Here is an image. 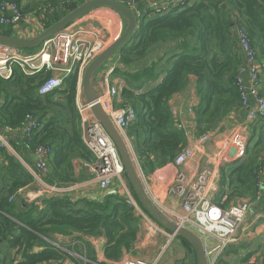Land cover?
I'll return each instance as SVG.
<instances>
[{
    "label": "trees",
    "instance_id": "trees-1",
    "mask_svg": "<svg viewBox=\"0 0 264 264\" xmlns=\"http://www.w3.org/2000/svg\"><path fill=\"white\" fill-rule=\"evenodd\" d=\"M15 1L23 13L40 11L43 6L46 28L84 0H44L41 5ZM117 1L126 4L128 0ZM133 1L143 8L150 0ZM238 27L244 29L256 48L264 73V0H180L161 15L146 12L137 19L131 41L116 54L128 68L144 63L137 72L124 75L125 85L120 90L121 105H131L136 111V121L126 129L136 154L161 166L171 163L186 145L183 132L173 124L168 101L181 91L189 75L197 78L198 133L213 129L231 111L239 109L236 77L244 57L235 36ZM0 34L11 35V31L8 26H0ZM49 75V71L27 75L14 66L10 78L0 77V126L15 129L27 115L36 116L41 128L25 143L31 151L39 144L51 146L52 158L44 178L49 184L66 187L80 181L74 161L80 160L83 168V163L94 157L81 137L75 105L77 71L64 77L62 88L39 95L37 89ZM158 75L163 76L156 81ZM261 93L264 95V80ZM250 131L244 155L220 167L221 177H229L224 207L257 191V172L264 163V119L253 124ZM4 156L7 162L3 165L6 179L0 183V264H46L63 259L64 251L44 239L53 226L103 238V254L108 261H118L132 249L141 219L117 194H108L101 201L72 200L62 195L44 199L41 209L33 202L29 211H15V202L9 198L17 196V191L34 178L14 156ZM180 239L186 248H192ZM86 251L89 258L85 257L96 261L89 245Z\"/></svg>",
    "mask_w": 264,
    "mask_h": 264
},
{
    "label": "built area",
    "instance_id": "built-area-1",
    "mask_svg": "<svg viewBox=\"0 0 264 264\" xmlns=\"http://www.w3.org/2000/svg\"><path fill=\"white\" fill-rule=\"evenodd\" d=\"M179 3L180 0H150L143 5V8H140L133 0H128L124 5L130 8L136 19H138L146 12H149L150 15H161L171 6ZM39 9L41 10L23 13L20 4L15 0H0V26H15L20 20H27L31 25L28 34L33 36L37 30L42 31L44 29L42 20L46 17V12L43 6ZM235 36L238 49L244 57V64L248 67L247 84L243 81L241 75L236 77V84L240 93V107L246 110L245 116L219 140L217 148L211 157L210 166L200 167L194 170L192 175H187L182 170L175 171L166 189L167 195L176 198L180 204V210L171 211V216L168 217L178 225L195 230L199 234L214 236L218 240V253L235 240L238 230L244 224L251 204L250 200L245 198L238 203H231L224 207L223 203L226 199L224 195H222L220 202L214 200L219 189L220 167L224 162L244 155L251 126L264 119V95L261 93L263 65L259 62L257 50L252 45L244 29L238 27L235 30ZM112 40L113 38L110 39V36L97 28L66 26L45 39L39 45L38 50L33 53H27L18 47L0 43V77L10 78L14 66L19 67L27 75H36L42 71H49L50 75L37 89L39 95H44L62 88L64 77L75 70L77 71L75 105L82 129L81 137L84 145L94 157L93 161L84 162L83 165L92 174V182L96 184V187L104 196L110 193L113 194L114 191H111L110 187L114 182L118 184L120 188L119 195L140 216L139 231L142 229V231L149 233L151 237L159 235L165 240L160 246L159 254H161L177 237V234L162 228L142 210L127 184L122 162L113 140L103 125L91 113V104L81 99V78L85 67ZM114 67L115 64L109 66L107 74L111 73ZM120 90L121 88L109 86L97 94L96 100L101 104L115 128L129 144L130 149H132L131 142L126 135V129L136 121V111L131 105L118 108L112 106V99L120 94ZM170 111L174 126L183 132L186 140L190 139L193 133L189 123L184 120L183 116L186 113H191L192 109L179 106L170 108ZM227 116L230 119H234V111H231ZM84 124H87L85 130ZM41 125L36 116L27 115L20 127L15 129L4 127V129L6 131H19L27 143V141L32 139L34 133L41 128ZM207 140L208 135L206 133L200 134L197 138L199 143H204ZM8 146L7 140L0 133V148H8ZM32 152L35 155L34 167L38 171L34 175L36 187L28 190L25 195L35 199L34 203L38 206L43 203L44 199L51 197L69 195L68 197L73 198L72 194L78 193L75 191L78 184L61 187L49 184L43 179L49 171V159L53 152L51 146L39 144L33 148ZM195 153L196 146L186 144L169 164L178 167L190 161ZM132 154L136 161L133 149ZM256 179L257 190L261 191L260 187L264 179V163L260 166ZM21 190L19 189L17 194ZM13 198L14 196L12 195L9 200L12 201ZM89 198L92 200L98 199L97 201L102 200V198ZM205 254L207 256L208 252L205 251ZM82 258L92 264H101L97 260L93 262L86 257ZM156 262L157 260L148 262L140 258L127 257L120 264H157ZM46 264L76 263L63 258ZM207 264H213V262H207Z\"/></svg>",
    "mask_w": 264,
    "mask_h": 264
},
{
    "label": "crops",
    "instance_id": "crops-1",
    "mask_svg": "<svg viewBox=\"0 0 264 264\" xmlns=\"http://www.w3.org/2000/svg\"><path fill=\"white\" fill-rule=\"evenodd\" d=\"M21 2L22 5H25V3H28L29 5H33L32 4L33 2L29 3L26 0H21ZM78 20L82 21L81 24L78 26H88V27L100 29L106 35L110 36V39L113 38V40L123 31L125 26V20L120 14L104 6L93 8L92 10L84 14L82 17H80ZM30 26L31 25L27 20L22 19L15 26H8V27L11 31V35L20 38H30L41 32L40 30H37L33 36L28 34V30ZM42 26L45 29V17L42 20ZM27 53H33V52L27 51ZM116 54L106 62L105 67L100 69V71L97 73V75L93 80V88L97 94L102 92L105 88L109 86H114L119 89L125 85L123 78L124 75H126L128 72L126 70L128 67H125L123 64L119 62L118 58L116 57ZM112 64H115L114 70L111 73L107 74V69ZM160 64L161 62H159V65ZM167 66H169V64H167ZM166 68L167 67H164L163 69L165 70ZM240 75L242 76L243 81L246 82L248 80V67L245 64L241 66ZM102 76L104 77L103 79L101 78ZM162 76L158 75L156 81H159ZM261 78L263 82L264 73H261ZM187 79L188 80L185 83L184 87L181 89V91L173 94L172 97L169 99L168 104L170 108L181 106L184 108L192 109L191 113H186L183 117L184 120L189 123L190 129L192 130L193 133L192 137L186 140V144H193L196 146V153L194 157L190 161L185 162L184 164L178 167L172 166L169 163L159 166L151 158L145 156L140 157L138 154H136L134 147L131 143L136 161L139 166L140 177L147 191V194L150 198H152L156 206L167 216H171V211L180 210L179 201L176 198L167 195L166 193L167 186L175 171L182 170L187 175H192L194 170L203 166H210L212 161L211 157L217 148V144L219 140L229 129L234 127V125L237 122L243 119L246 112L244 108L239 107V109L234 110L235 113L234 119H230L226 115V117L222 121H220L216 127L204 132L208 135V140L204 143H199L197 141V138L199 137L200 134L203 133L197 132L196 122H195L196 120L195 108L199 103V96L197 94V89H196L197 78L194 75H189ZM81 99L84 100L82 92H81ZM112 106L114 108H118L122 106L120 94L118 96L116 95L115 97H113ZM250 129L252 130V126ZM0 133L7 140L9 145L8 148H0V183L4 179H6V173L4 172L3 169L7 162L4 156L6 154L14 156V158H16L22 164V166L26 170H28L29 173L32 174L34 178L35 177L34 175L38 173V171L34 167L35 155L26 145L21 133L19 131H6L3 126H0ZM250 133L251 131H249V134ZM51 158L52 155L50 156V159ZM232 160L234 159H230L228 160V162ZM74 165H75L76 175L77 177L80 178V181L78 183H75L78 184L77 185L78 187L75 190L78 193L72 194V196L74 197L73 198L71 197V199L72 200H77L81 198L90 199L89 197L103 199L105 197L104 194H102L96 187V184L92 182L91 180L92 174L87 170V168L81 167L80 160H75ZM228 178L229 177H221V175H219V181H218L219 189L215 196L214 199L215 201L220 202L222 195L226 196L227 190L229 188ZM43 179L44 181L47 182L46 178ZM263 186H264V179L260 187L261 191L257 190L253 196L239 197L236 198L233 202H231V203H238L243 199L248 198L251 204L249 211L246 215L244 224L238 230L235 240L230 244H228L227 246H225L221 251H219V253L217 252L218 240L214 236L209 234L198 233L201 236L205 251L208 252L207 254L208 263L213 262V264H264ZM35 187H36V183L34 179L31 184L21 188L22 190L17 194V196H14L13 200L15 202V207H14L15 211H18L19 213H24L31 209L32 203L34 202L35 199H31L30 197L26 196L25 193L28 190L35 189ZM110 190L114 191L113 194L119 195L120 193V188L116 182H114L111 185ZM94 200L97 201L98 199H94ZM226 200H227V196L226 199L224 200V203L226 202ZM231 203H227L226 206ZM39 207L40 209L43 208L44 207L43 203H41ZM14 220L18 223V225L25 226L23 222L18 221L16 219ZM60 227L62 226L50 227L49 233L46 234V237L44 236L45 238L43 237L47 243H49L51 246L63 250L64 252H70L67 248L71 249L72 252L75 251L87 252L86 247H81V249L78 250L74 246L75 242L71 241L70 240L71 238H69L68 235L60 234ZM137 238L138 239H136V241L134 242L132 249L126 251L121 257V259L118 261H108L104 258L103 238L94 236L83 239L89 242L88 245L90 246L91 250L95 252L96 260L102 264L103 262L106 264H120L121 261L124 258L129 257L132 252H158L159 254L160 252L159 248L162 244H160V246H155L156 241L150 240L149 233L144 232L141 229L138 232ZM149 241H151L150 244H148V246H145ZM42 248L43 246L36 247L34 250L38 251L41 250ZM192 250H193L192 248L190 249L186 248V246H184L182 242H179L176 245L175 249L171 251V252H179L178 253L179 258L174 262L178 263L179 262L178 260L183 258L184 260H187L188 262L187 264H196V257L195 254L193 253L194 251ZM184 251L186 253L189 252V254L187 253L188 256L183 254ZM140 259L148 262L156 260V258L152 259V257H149L147 259L144 258H140Z\"/></svg>",
    "mask_w": 264,
    "mask_h": 264
},
{
    "label": "water",
    "instance_id": "water-1",
    "mask_svg": "<svg viewBox=\"0 0 264 264\" xmlns=\"http://www.w3.org/2000/svg\"><path fill=\"white\" fill-rule=\"evenodd\" d=\"M100 6L110 8L120 14L125 20V26L123 31L85 67L81 78L84 100L86 103L91 104V113L103 125L113 140L121 159L128 185L142 210L162 228L170 232H175L179 238L185 239L192 246L196 257V264H207L208 258L205 254L201 236L195 231L174 222L148 196L140 177L138 163L133 158L132 149H130L129 144L115 128L101 104L96 100L97 93L93 88L95 76L105 66L108 60L131 41L132 36L137 30V19L133 11L117 0H84L37 35L30 38H20L13 35L0 34V43L22 49L39 46L45 39L57 31L65 28L93 8ZM101 78L103 79L104 77L102 76ZM245 83L247 84V81ZM86 127L87 124H84V130ZM181 263L182 261L178 262V264Z\"/></svg>",
    "mask_w": 264,
    "mask_h": 264
},
{
    "label": "rangeland",
    "instance_id": "rangeland-1",
    "mask_svg": "<svg viewBox=\"0 0 264 264\" xmlns=\"http://www.w3.org/2000/svg\"><path fill=\"white\" fill-rule=\"evenodd\" d=\"M29 3H32L33 5L36 4H40L41 2H43L44 0H26ZM81 20H75L74 22L70 23L68 26H78L81 24ZM38 46L29 48L28 51L29 52H34L36 50H38ZM110 62V61H109ZM144 66V63H138V64H134L132 67L127 68L126 70L130 73H134L137 72L139 69H141ZM105 66H103L104 68ZM142 80V78H140ZM196 89H197V85H196ZM60 234H65L68 235L69 238H71V241H74V246L80 250L81 247H86L88 246L89 242L86 241L83 238H89V237H94L93 235L87 234V233H82V232H77L76 230H73L71 228L68 227H60ZM83 237V238H82ZM150 240L152 241H156L155 246H160V244L164 243V239L162 237L158 236H154L151 237L150 236ZM78 241V242H77ZM151 241H149L145 246H148V244H150ZM181 242V239L177 236L173 239V241L168 245V247L161 253L158 254V252H132L131 255L129 257H135V258H144L147 259L149 257H152V259L156 258L157 260V264H175L179 255V252H171L175 249L176 245ZM77 244V245H76ZM70 252H64V258L72 260L73 262H75L76 264H92L90 262L85 261L82 257H87V252H79V251H75L72 252L71 249L67 248ZM160 249V248H159ZM186 256L187 253L184 251V253ZM91 259V258H90ZM96 259V258H94ZM178 261H183V264H187V260H184L183 258L178 260ZM177 264V263H176Z\"/></svg>",
    "mask_w": 264,
    "mask_h": 264
}]
</instances>
